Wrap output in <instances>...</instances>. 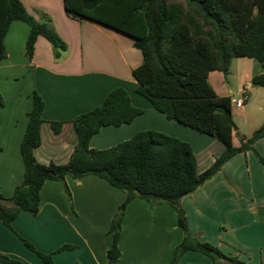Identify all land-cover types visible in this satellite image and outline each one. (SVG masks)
I'll use <instances>...</instances> for the list:
<instances>
[{
  "label": "crops",
  "instance_id": "obj_1",
  "mask_svg": "<svg viewBox=\"0 0 264 264\" xmlns=\"http://www.w3.org/2000/svg\"><path fill=\"white\" fill-rule=\"evenodd\" d=\"M26 11L49 26L65 48H54L37 36L31 58L25 54L29 26L13 20L4 36L6 57L0 60V193L10 197L23 178L20 142L26 127L33 92L44 101L40 144L33 149L36 160L66 163L76 144L72 119L100 105L108 92L124 88L133 106L142 110L130 122L103 126L89 139V147L103 149L130 138L141 130H157L188 142L202 172L220 155V142L155 110L136 92L132 70L142 61L132 37L86 18L66 14L63 0H20ZM55 52L58 54L55 56ZM264 73L254 58H231L226 72L211 70L208 82L219 97L238 99L231 105L236 129L232 144L239 146L264 122V85L253 84ZM238 110V118L234 116ZM49 121H61L58 133ZM264 158V136L252 144ZM65 186L69 194L65 191ZM125 192L96 175L64 180L47 179L40 188L35 214L20 211L11 228L0 221V253L24 264H45L25 246L51 253L53 264H168L174 247L182 240L173 208L166 203L150 206L140 197L125 206L118 239L119 258L107 260L112 238L108 229ZM189 232L244 264H261L264 257V167L253 150L238 152L220 170L180 200ZM73 248L57 251L62 245ZM175 264H218L193 250L183 252Z\"/></svg>",
  "mask_w": 264,
  "mask_h": 264
},
{
  "label": "trees",
  "instance_id": "obj_2",
  "mask_svg": "<svg viewBox=\"0 0 264 264\" xmlns=\"http://www.w3.org/2000/svg\"><path fill=\"white\" fill-rule=\"evenodd\" d=\"M63 5L71 17L86 18L132 37L142 55L141 63L132 70L136 92L168 119L211 136L222 144L223 150L209 167L198 172L190 144L157 130L138 131L107 148L89 147V139L101 127L128 123L142 112L131 104L124 88L116 87L100 105L72 119L76 144L69 160L63 164H43L33 154L41 140L44 107L42 97L34 91L20 142L23 178L10 197L0 193V221L11 228L20 211L37 213L45 180L63 181L66 175L80 178L92 174L125 192L108 229L112 238L106 251L109 262H116L120 255L118 239L125 206L132 198L140 197L150 206L166 203L176 214L183 238L174 247L168 264H175L187 250L201 252L218 264H244L192 236L180 200L238 152L253 150L264 167V158L252 146L264 136V122L249 137L242 138L239 146H234L232 133L236 125L230 97L217 96L207 79L211 70L226 72L233 57L254 58L264 64V0H63ZM13 20L29 26L25 43L28 58L39 35L54 48H65L48 21L36 20L20 0H0V60L6 57L4 36ZM251 82L264 85V73L254 75ZM49 126L58 133L62 122L49 121ZM65 191L69 194L66 186ZM21 240L45 264H53L51 253L41 252L28 240ZM69 248L73 246L65 244L57 251ZM0 264L24 263L0 253Z\"/></svg>",
  "mask_w": 264,
  "mask_h": 264
},
{
  "label": "built area",
  "instance_id": "obj_3",
  "mask_svg": "<svg viewBox=\"0 0 264 264\" xmlns=\"http://www.w3.org/2000/svg\"><path fill=\"white\" fill-rule=\"evenodd\" d=\"M247 97H248L247 96V90H246V88H243L240 95H239V98L238 99H230V104L234 105L235 107H242L243 103L247 99Z\"/></svg>",
  "mask_w": 264,
  "mask_h": 264
},
{
  "label": "rangeland",
  "instance_id": "obj_4",
  "mask_svg": "<svg viewBox=\"0 0 264 264\" xmlns=\"http://www.w3.org/2000/svg\"><path fill=\"white\" fill-rule=\"evenodd\" d=\"M234 116L238 118V110H234ZM262 263L264 264V257H263Z\"/></svg>",
  "mask_w": 264,
  "mask_h": 264
}]
</instances>
